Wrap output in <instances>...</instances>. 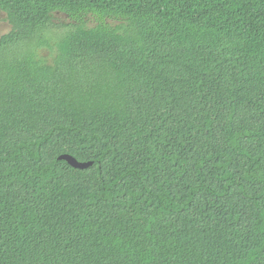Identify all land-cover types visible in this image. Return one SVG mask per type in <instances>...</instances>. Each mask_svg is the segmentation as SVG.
Segmentation results:
<instances>
[{
	"label": "trees",
	"instance_id": "obj_1",
	"mask_svg": "<svg viewBox=\"0 0 264 264\" xmlns=\"http://www.w3.org/2000/svg\"><path fill=\"white\" fill-rule=\"evenodd\" d=\"M0 12V264H264V0Z\"/></svg>",
	"mask_w": 264,
	"mask_h": 264
},
{
	"label": "rangeland",
	"instance_id": "obj_2",
	"mask_svg": "<svg viewBox=\"0 0 264 264\" xmlns=\"http://www.w3.org/2000/svg\"><path fill=\"white\" fill-rule=\"evenodd\" d=\"M59 17V16H58ZM7 16L4 14V13H1L0 12V36L2 34H5L7 33L10 29H11V26L10 24L8 23L7 21ZM60 18H64V16H61ZM57 22V21H56ZM60 30L63 31V29H60V28H54V37L53 39L59 34ZM41 53H42V56H45L49 59V61L51 62L53 60V57L52 55L54 54V51H50L49 49H42L41 50Z\"/></svg>",
	"mask_w": 264,
	"mask_h": 264
},
{
	"label": "water",
	"instance_id": "obj_3",
	"mask_svg": "<svg viewBox=\"0 0 264 264\" xmlns=\"http://www.w3.org/2000/svg\"><path fill=\"white\" fill-rule=\"evenodd\" d=\"M59 159L67 161L72 167L77 169H86L93 165V162H79L75 157L68 154L60 156Z\"/></svg>",
	"mask_w": 264,
	"mask_h": 264
}]
</instances>
